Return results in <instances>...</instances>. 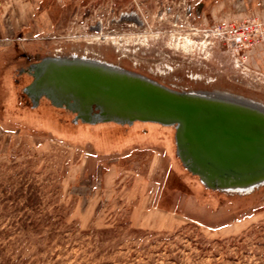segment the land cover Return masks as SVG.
<instances>
[{
  "label": "rangeland",
  "instance_id": "obj_1",
  "mask_svg": "<svg viewBox=\"0 0 264 264\" xmlns=\"http://www.w3.org/2000/svg\"><path fill=\"white\" fill-rule=\"evenodd\" d=\"M187 7L0 0V264H264V185L250 194L205 188L177 158L172 127L72 123L22 93L31 77L21 69L76 55L178 91L264 103V71L243 70L248 51L218 40L223 20L202 25Z\"/></svg>",
  "mask_w": 264,
  "mask_h": 264
},
{
  "label": "water",
  "instance_id": "obj_2",
  "mask_svg": "<svg viewBox=\"0 0 264 264\" xmlns=\"http://www.w3.org/2000/svg\"><path fill=\"white\" fill-rule=\"evenodd\" d=\"M24 72L31 81L22 93L31 106L45 99L73 114L72 123L172 127L177 158L205 188L264 183V109L249 102L178 91L84 57L46 56Z\"/></svg>",
  "mask_w": 264,
  "mask_h": 264
},
{
  "label": "crops",
  "instance_id": "obj_3",
  "mask_svg": "<svg viewBox=\"0 0 264 264\" xmlns=\"http://www.w3.org/2000/svg\"><path fill=\"white\" fill-rule=\"evenodd\" d=\"M184 2L190 7V13L193 11L202 25H206L207 22L214 24L220 20L241 21L247 17L264 16V0H183ZM6 22L0 21V57L6 50ZM20 27L22 28V25L17 22V32ZM16 35L17 40H22L20 33ZM244 56L246 57L244 71L248 69L264 71V47L258 46L245 52Z\"/></svg>",
  "mask_w": 264,
  "mask_h": 264
},
{
  "label": "built area",
  "instance_id": "obj_4",
  "mask_svg": "<svg viewBox=\"0 0 264 264\" xmlns=\"http://www.w3.org/2000/svg\"><path fill=\"white\" fill-rule=\"evenodd\" d=\"M214 32L235 54L250 51L255 45H264V16L247 17L241 21H220ZM245 59L246 57H242Z\"/></svg>",
  "mask_w": 264,
  "mask_h": 264
},
{
  "label": "bare ground",
  "instance_id": "obj_5",
  "mask_svg": "<svg viewBox=\"0 0 264 264\" xmlns=\"http://www.w3.org/2000/svg\"><path fill=\"white\" fill-rule=\"evenodd\" d=\"M71 56H74V57H80V56H76V55H71ZM84 58H88V57H84ZM88 59H93V60H96V61H100V62H103V63H106V64H110L112 66H117L119 67L118 65H115L113 63H109V62H106L104 60H99V59H95V58H88ZM121 68V67H120ZM124 69V68H123ZM135 73V72H134ZM146 77V76H145ZM148 78V77H147ZM151 79V78H149ZM153 80V79H152ZM193 92H199V93H202V94H210V95H224V96H227L229 98H232L233 100L235 101H243V102H249L251 104H253L252 106H255V107H258L260 109H264V103H260V102H256V101H253V100H250V99H247V98H243V97H240V96H235L233 94H230L228 92H225V91H212V92H208V91H193ZM45 99H42L39 101V104L41 101H43ZM47 101V100H45ZM48 102V101H47ZM49 103V102H48ZM38 104V105H39ZM50 105V104H49ZM133 125V124H132ZM264 183L262 184H259V185H256V186H253V187H234V188H226V189H221L220 192H225V193H239V194H250L252 193L255 189L259 188L260 186H263Z\"/></svg>",
  "mask_w": 264,
  "mask_h": 264
},
{
  "label": "flooded vegetation",
  "instance_id": "obj_6",
  "mask_svg": "<svg viewBox=\"0 0 264 264\" xmlns=\"http://www.w3.org/2000/svg\"><path fill=\"white\" fill-rule=\"evenodd\" d=\"M187 8H188L187 10L190 11V7H187ZM123 18H124V17H123ZM143 76H144V75H143Z\"/></svg>",
  "mask_w": 264,
  "mask_h": 264
}]
</instances>
